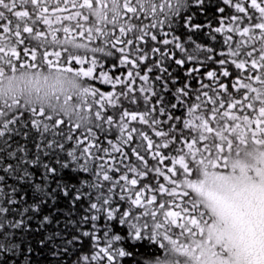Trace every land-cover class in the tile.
<instances>
[{
    "label": "snow or ice",
    "instance_id": "obj_1",
    "mask_svg": "<svg viewBox=\"0 0 264 264\" xmlns=\"http://www.w3.org/2000/svg\"><path fill=\"white\" fill-rule=\"evenodd\" d=\"M212 4L0 0V77L84 82L75 120L0 101V255L35 232L71 264H121L126 242L165 249L207 230L234 239L232 264H264V151L251 200L229 166L239 145L264 148V0H220L218 26L197 22Z\"/></svg>",
    "mask_w": 264,
    "mask_h": 264
},
{
    "label": "trees",
    "instance_id": "obj_2",
    "mask_svg": "<svg viewBox=\"0 0 264 264\" xmlns=\"http://www.w3.org/2000/svg\"><path fill=\"white\" fill-rule=\"evenodd\" d=\"M219 2L220 0H213V4L211 8L208 10L206 16L198 13L197 22L201 24H204L206 22H211L214 27L218 26V22L214 18V14H215V5ZM176 34L181 35L182 39H184L186 35L183 29H177ZM58 35H62V34H58ZM194 38L197 39L198 42L205 44V45H211L218 49L222 47L221 38L219 35L217 36V41L215 42L208 39V37L205 36L203 32L197 34ZM188 66L189 65L186 64L185 68H187ZM210 67H214V65H210ZM206 70L207 69L202 68L201 75H203V73ZM20 71H32V72L35 71V73H39V74L44 73L51 77L55 75H59L63 80H65V81H59L58 83H56L57 82L56 78H50L49 80L50 86L52 87L55 85H59V86L53 87L52 92L47 93V94L42 93V91L40 92V91L26 90L24 94L16 97L19 100V102L22 104L37 106V104L33 103V101H38L40 102L39 107L45 108L43 104V100L48 96H51L57 102H59L60 100H63L65 102L66 98L69 96L61 95V93L57 91V89H62L65 83L70 84L74 92L79 90L80 94L82 95V88H83L81 85L82 81L80 79L77 80L78 77L74 76L71 73L49 71L47 69L46 70L43 69L39 71L31 70V69H17L16 72L18 73ZM5 73H11V72H5ZM180 78L182 82L184 79L183 73L180 74ZM192 84L193 86H195L196 81L193 80ZM94 86L99 87L102 92H109L112 90L110 86L100 85L98 83H95ZM71 97L72 99L68 100L67 102L73 101L76 99L74 96H71ZM15 139H19V137H16ZM248 144H250V146L252 145V143L250 142ZM238 147L239 148L242 147V144L239 145ZM252 150L254 149L252 148ZM234 153L235 151L233 152V154ZM165 164L168 165L169 162L165 161ZM161 182H163L162 179H161ZM8 183H12V181L9 180ZM33 226L35 225L33 224ZM42 235L43 233L37 234L33 232V233H25L24 235L20 236L18 239V243L16 245V251L13 252V249L10 247L6 255H0V264H71V261L74 259L73 252H69L67 256H62V255L54 254L53 249L55 248V245L45 246L41 248L39 245V240ZM0 243H3V241H0ZM85 243H87V241ZM167 244L168 243L165 244V249H160L157 244L149 240H144V241L137 242V243L126 242L125 247L127 248V250L131 251L133 255L131 257L121 258V264H146V262H151V264H164L165 260L168 258V255H169V249L167 248ZM29 248L31 249L30 255L28 252Z\"/></svg>",
    "mask_w": 264,
    "mask_h": 264
},
{
    "label": "rangeland",
    "instance_id": "obj_3",
    "mask_svg": "<svg viewBox=\"0 0 264 264\" xmlns=\"http://www.w3.org/2000/svg\"><path fill=\"white\" fill-rule=\"evenodd\" d=\"M55 76L51 77L44 73H35V71L5 73L3 77H0V85L7 81L14 86L17 96L12 99L11 102H13L19 101L16 97L24 94L26 90L42 91L46 94L52 92L53 87L59 85L50 86V78H56V83L65 81L59 75ZM262 151H264V148H259L257 145L242 144V147L239 148V155L234 153L229 159L230 168L233 164L238 165L230 183L235 184L238 189L244 188L249 200L252 199V192L258 184L259 177L256 170L261 167L258 158L259 153ZM240 166L246 169L243 176L240 173ZM249 169L252 171L250 172ZM233 244L234 239L228 233L217 239L214 231L212 239H209L206 230L204 238L199 239L196 243L181 240L175 245L167 244L169 255L164 264H232L230 258L235 255ZM197 257H199V260H197Z\"/></svg>",
    "mask_w": 264,
    "mask_h": 264
},
{
    "label": "clouds",
    "instance_id": "obj_4",
    "mask_svg": "<svg viewBox=\"0 0 264 264\" xmlns=\"http://www.w3.org/2000/svg\"><path fill=\"white\" fill-rule=\"evenodd\" d=\"M77 80H79V78H77ZM81 85L84 87L83 81L81 82ZM57 91L60 92L61 95L74 96L76 99L65 103L63 100L57 102L51 96H48L43 100L45 109L57 111L61 115H65L67 118H72L75 120L77 118L75 106L83 98L79 90L74 92L71 88V85L65 83L64 87L62 89H57ZM15 96H17V93L12 84L5 81L3 85H0V101L11 102ZM33 103H36L38 107L40 106V102L38 101H33ZM81 122L83 123L84 121Z\"/></svg>",
    "mask_w": 264,
    "mask_h": 264
},
{
    "label": "flooded vegetation",
    "instance_id": "obj_5",
    "mask_svg": "<svg viewBox=\"0 0 264 264\" xmlns=\"http://www.w3.org/2000/svg\"><path fill=\"white\" fill-rule=\"evenodd\" d=\"M249 171L251 172L252 170H251V169H249Z\"/></svg>",
    "mask_w": 264,
    "mask_h": 264
}]
</instances>
